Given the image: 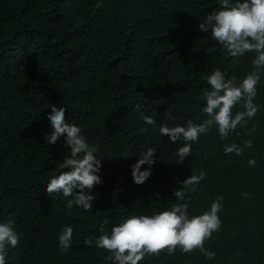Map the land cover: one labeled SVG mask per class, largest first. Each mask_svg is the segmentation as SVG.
<instances>
[{
	"label": "trees",
	"instance_id": "16d2710c",
	"mask_svg": "<svg viewBox=\"0 0 264 264\" xmlns=\"http://www.w3.org/2000/svg\"><path fill=\"white\" fill-rule=\"evenodd\" d=\"M218 6L219 0H0V222L11 214L19 237L6 249V264H105L108 253L84 243L100 234L105 217L111 227L121 217L170 208L179 182L201 169L206 176L188 211L198 215L223 196L221 228L204 245L215 258L177 248L139 264H264V74L254 100L260 111L247 122L257 125L251 135L238 128L241 135L221 140L213 127L177 163L183 142L170 143L158 131L160 124L206 118L200 97L214 69L238 80L251 71L254 54L234 63L222 49L205 51L215 42L198 25ZM51 104L65 107V122L80 126L98 150L102 182L91 190L90 212L74 206L66 213V200L45 190L51 176L65 171L60 164L69 153L63 137L44 141L52 131ZM167 110L175 121L164 120ZM141 113L157 120L155 130ZM232 142L241 155L224 153ZM149 147L156 162L137 185L130 165ZM64 226L73 228L66 253L57 239Z\"/></svg>",
	"mask_w": 264,
	"mask_h": 264
},
{
	"label": "clouds",
	"instance_id": "9594fccd",
	"mask_svg": "<svg viewBox=\"0 0 264 264\" xmlns=\"http://www.w3.org/2000/svg\"><path fill=\"white\" fill-rule=\"evenodd\" d=\"M201 32L210 33L212 41L205 50L212 54L217 48L222 49L238 63L247 54H254L251 60V71L239 80L236 76L226 77L220 69H214L204 77L209 87L202 90L203 106L200 111L206 116L199 123L188 119L185 124H160V135H166L169 142L175 144L182 141L183 145L175 152L177 163H182L192 155V145L199 143L201 135H207L213 127L216 128L221 140H227L233 133L241 135L238 128H244L251 135L257 125L247 127L260 111L254 103L257 95V85L264 74V0H219L218 8L206 14L198 25ZM240 110L233 111L237 106ZM47 118L52 131L44 136L47 144H56L63 137L69 153L64 156L58 175H53L45 185L48 194L59 193V198L66 200V213H71L74 206L90 212L96 196L91 193L95 185L100 184L99 172L101 161L97 158L98 150L91 146L82 134V128L74 123L65 122L66 108L55 104L49 105ZM136 104L134 110L139 111ZM143 121L152 129L157 128V120L153 116L143 115ZM166 121H175L176 117L170 111H165ZM147 131V129H142ZM251 139L244 142L250 148ZM224 153L241 155L243 149L235 142L224 144ZM156 148L149 147L138 154V159L132 165L131 175L137 185L143 184L151 175L152 165L156 162ZM127 158V155H124ZM250 166L256 161L250 159ZM148 165L141 170L142 165ZM206 172L201 169L180 181V188L173 190L175 202L170 208H165L152 215H129L121 217L119 223L110 225L105 217L99 224L98 236L84 238L85 245L93 244L98 249H104L105 264H139L146 255L159 256L161 252L172 255L177 248L184 254L199 251L207 259L215 258V253L205 248V243L211 239L214 232L221 228L219 213L223 209V196H218L207 211L198 215L189 214V200L193 193L199 191L197 185L205 178ZM78 190V191H77ZM158 195V194H157ZM249 199L248 193H243ZM71 197V198H69ZM187 197V199H186ZM73 238L71 226L62 227L58 234V244L62 252L70 250ZM19 237L14 230V220L11 214L0 222V264H6V249L15 248Z\"/></svg>",
	"mask_w": 264,
	"mask_h": 264
}]
</instances>
